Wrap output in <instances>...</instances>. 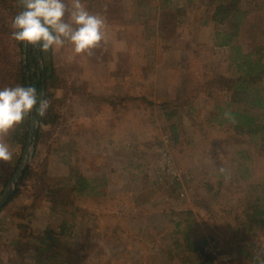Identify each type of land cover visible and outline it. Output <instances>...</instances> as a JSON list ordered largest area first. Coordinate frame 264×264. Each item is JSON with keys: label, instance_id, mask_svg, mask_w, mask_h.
I'll use <instances>...</instances> for the list:
<instances>
[{"label": "rangeland", "instance_id": "rangeland-1", "mask_svg": "<svg viewBox=\"0 0 264 264\" xmlns=\"http://www.w3.org/2000/svg\"><path fill=\"white\" fill-rule=\"evenodd\" d=\"M171 2L174 10L164 9L157 16L162 20L169 15L170 22L176 17L172 34L167 36L159 31V24L147 21L151 14L136 6L135 0H83L90 13L104 18L105 41L92 55L74 56L70 44L45 52L41 66L44 62L51 65L55 79L48 94L56 100L60 118L56 125L45 126L37 114L36 143L25 148L20 166L27 155L28 165L45 167L41 168L49 174L53 189L77 186L70 177L81 175L95 190L73 193L72 200L65 201L68 205L63 203L52 212L43 199L33 206V183L22 187L0 215L1 261L6 254L7 264H34L31 248L9 245L20 232L18 224L40 234L47 228L59 233L65 220L68 231L59 240L68 243L70 264H183L182 257L170 256L167 247L177 236L179 214L191 210L195 214L192 221L207 237V244L215 242L235 257L230 264H250L236 259L235 241L232 247L223 242L228 228L212 213L213 204L220 202L224 207L242 191L241 185L263 181L264 157L256 156L251 162L242 151H253L247 143H217L226 138L228 127L200 126L214 106L203 96L196 95L192 107L181 106L168 115L182 94L187 73L192 75L195 91L209 69L224 76L234 72V67L229 68V49L214 47V35L228 28L204 25L216 0ZM239 7L246 12L241 18L248 20L242 25L248 35L249 23L258 8L264 9V0H240ZM245 35L236 43L244 46L249 40ZM9 147L13 159L1 161L0 173L2 181L11 179L10 184L22 154L19 141ZM36 151L38 161H33ZM234 164L251 167L255 174L238 181L242 171H236ZM222 173L228 184L218 196ZM256 249L260 256L262 249Z\"/></svg>", "mask_w": 264, "mask_h": 264}, {"label": "trees", "instance_id": "trees-1", "mask_svg": "<svg viewBox=\"0 0 264 264\" xmlns=\"http://www.w3.org/2000/svg\"><path fill=\"white\" fill-rule=\"evenodd\" d=\"M149 1L135 0V5L151 14L147 17L148 20L146 18L149 23L159 24V31L161 30L164 35L171 36L173 30L171 23L176 17L170 14L171 18L174 17L170 22L169 15L168 19L164 17L162 20L161 16L158 18L157 16L161 15L164 9L168 12L173 11V2L171 0ZM215 3L217 6L211 11V15L205 20L204 25L218 24L228 28L214 35V47L229 49V68L234 67L235 70L230 76L218 75L213 71L214 69L207 70L201 76V87L195 91H192L193 78L190 77L192 75L187 73L181 90L182 94L177 97L178 100L175 98V101L177 100L174 102L175 108L168 115H173V112L181 106L192 107L196 95L203 96L205 102L213 103L214 106L211 105L209 115L203 118L200 126L205 127L206 125L209 129H213L215 125H218L219 129L227 126L226 138L216 142L221 146L230 143L250 144L253 149L251 153L246 148L242 151L249 154L248 157L253 162L256 156L264 157V9H257L254 21L249 23L248 35H245V27L242 28V25L246 24L248 20L246 19L244 22V18H241V16H246V12L240 9V0H232L228 3L216 0ZM142 10L140 11L142 12ZM20 11H22V7L18 0H0V89L16 85L33 86L37 89L38 97L42 99L43 91L46 88L44 99L50 101V107L40 120L45 126L56 125L60 118L54 106L56 100L51 99L52 96L48 94L50 83L55 79V76L50 73V64L46 63L45 66L44 62V68L41 66V59L44 61L47 52H42L38 47L25 42H16L11 39V21ZM179 11L184 12L183 9H179ZM174 28L176 31L177 27ZM242 35H245L244 39H249L246 40L244 46L236 43L240 37H243ZM188 68L190 70V66ZM35 71H38L39 74L36 75ZM31 117L32 114L25 117L23 123L11 131L6 138L8 144L18 141L21 143L20 152L22 155L14 169L15 172L20 169V162L28 143ZM176 139H178L177 135ZM38 156L39 152L36 151L33 161H38L36 159ZM234 165L236 171L239 168L242 171L238 175V181L241 178L247 180L250 175L255 174L251 167L244 165L242 170L243 167ZM41 167L45 168L43 165L36 168L30 163L23 170L19 183L9 199L10 202L21 193L22 187L33 183V206L35 207L43 199L51 205L53 212L63 203L68 205L65 201L70 202L73 193L77 192L82 195L89 189L91 192L95 190L89 180L81 175L70 177L71 182H75L77 186L73 184V186L67 185L53 189L48 183L49 174ZM1 175L2 173H0V194L11 181L10 178L2 181ZM13 175L12 172L10 176ZM219 178L223 181L219 182L220 188L216 192L218 196L222 193V186L228 184L224 173ZM234 181L236 182V178ZM177 187L180 189L179 185ZM241 190L235 197H231L232 199L226 206L221 207L220 202L213 204L216 209L212 213L218 214L224 220L225 227L228 228L227 237L223 239L225 245L232 247V241L236 242L237 252L234 254L237 256V260L244 259L250 264H264V180L254 185L249 183L245 187L241 185ZM9 200L0 208V215ZM224 208H227V211ZM210 210H212V206ZM179 215L181 218L176 222L177 236L172 238L167 247L170 256L175 253V257H182L181 263L183 264H213L211 257L204 252L207 237L202 235L198 224L196 225L192 221L195 214L188 210ZM66 225L67 221L64 220L59 233L47 228L44 233L40 234L27 225L18 224L20 232L9 242V245L14 248L20 244L31 248L34 264H70V258L67 255L70 251L68 243L59 240L68 231ZM181 228L182 230H180ZM210 237L213 241H218L217 238ZM220 243L222 242L220 241ZM58 248L62 252H58ZM256 248L262 249L260 256L255 254ZM175 259L177 258H173V260ZM0 264H4V262L0 260Z\"/></svg>", "mask_w": 264, "mask_h": 264}, {"label": "clouds", "instance_id": "clouds-1", "mask_svg": "<svg viewBox=\"0 0 264 264\" xmlns=\"http://www.w3.org/2000/svg\"><path fill=\"white\" fill-rule=\"evenodd\" d=\"M22 7L11 21V39L38 47L40 51L59 50L66 44L74 56L92 55L105 41L106 22L88 11L83 0H18ZM50 101L38 97L33 86L0 89V161L11 162L13 152L6 138L35 111L46 115ZM227 116V114H225ZM7 264V255L2 257Z\"/></svg>", "mask_w": 264, "mask_h": 264}, {"label": "water", "instance_id": "water-1", "mask_svg": "<svg viewBox=\"0 0 264 264\" xmlns=\"http://www.w3.org/2000/svg\"><path fill=\"white\" fill-rule=\"evenodd\" d=\"M30 83H31V81H30ZM39 118L40 117L37 116V113L35 111H33L32 117H31V124H30L29 139H28V143L26 145V149L30 148L31 146L32 147L35 146L36 138H37V134H38ZM25 152L27 153V150H25ZM25 156H27V155H25ZM25 156H24V160L22 161V164L20 166V169L18 170V172L15 175V177L13 178L12 182L7 186L2 197L0 198V208L3 207L6 204V202L10 199L15 187L19 183V180H20V177L23 173V170L28 166L29 160H27Z\"/></svg>", "mask_w": 264, "mask_h": 264}, {"label": "built area", "instance_id": "built-area-1", "mask_svg": "<svg viewBox=\"0 0 264 264\" xmlns=\"http://www.w3.org/2000/svg\"><path fill=\"white\" fill-rule=\"evenodd\" d=\"M169 172H171V170H169ZM204 252L206 255L211 257V259L213 260V264H230L232 259H235V257H233L230 253H227L215 242L211 241L207 244Z\"/></svg>", "mask_w": 264, "mask_h": 264}, {"label": "crops", "instance_id": "crops-1", "mask_svg": "<svg viewBox=\"0 0 264 264\" xmlns=\"http://www.w3.org/2000/svg\"><path fill=\"white\" fill-rule=\"evenodd\" d=\"M167 85H169V81H167ZM173 99H174V98L167 99L166 101H168V100L171 101V100H173ZM169 101H168V102H169Z\"/></svg>", "mask_w": 264, "mask_h": 264}]
</instances>
